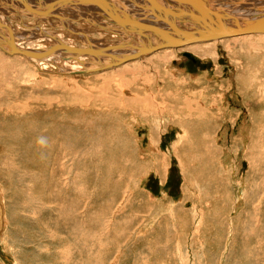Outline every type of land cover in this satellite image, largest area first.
<instances>
[{
	"label": "rangeland",
	"instance_id": "obj_1",
	"mask_svg": "<svg viewBox=\"0 0 264 264\" xmlns=\"http://www.w3.org/2000/svg\"><path fill=\"white\" fill-rule=\"evenodd\" d=\"M34 1L0 0L25 47L124 35L96 5ZM212 41L84 73L0 47V264H264V35ZM183 97L200 110L174 119Z\"/></svg>",
	"mask_w": 264,
	"mask_h": 264
},
{
	"label": "bare ground",
	"instance_id": "obj_2",
	"mask_svg": "<svg viewBox=\"0 0 264 264\" xmlns=\"http://www.w3.org/2000/svg\"><path fill=\"white\" fill-rule=\"evenodd\" d=\"M22 1V0H21ZM25 1V0H24ZM27 1V0H26ZM31 1V0H30ZM34 1V0H33ZM43 1V0H42ZM40 2L39 4H34L38 7V12L40 11L41 13L43 12L42 10L46 11L47 12H52V9L51 7H55L56 5L58 6L57 3H55L56 1L53 0V1H48V0H44L43 2ZM55 1V2H54ZM58 1V0H57ZM192 1H195V0H192ZM200 0L196 1L197 3L201 4V6H204L208 9H212L214 11H221L222 13H226L227 15H229L230 17H232V23L235 24V25H240L242 23H244L245 21H251V20H256L254 18H251L249 17L250 15L252 14H249L247 16H243L242 13H240L241 10L240 7H233L232 5H230L231 3L228 2V4L224 3L223 1H219V0H214L215 2H212L211 0V4H204L201 2H199ZM231 1V0H230ZM241 1V0H240ZM246 1V0H245ZM255 1L252 5H250V8L249 10H253V11H257L258 13L259 12H262V13H259L256 15V17H261L264 15V0H253ZM14 2V1H12ZM16 2V1H15ZM20 2V1H18ZM54 2V4H53ZM251 2V1H250ZM21 3V2H20ZM25 3V2H24ZM31 3V2H27V4L25 3V7L23 9H27L26 11L28 10H31V7L34 6V4ZM37 3V2H36ZM60 3V5L57 7H61L62 5H69V3H71L72 5L73 4H77V3H81V5L83 6H88V8H91L92 6L91 5H96V10L93 9V12H99L101 13L102 15L104 16H107V17H104V16H98L99 19L100 17H104L105 19H110L111 23H115V24H118L119 27H122L123 28V33L119 31V33H122L124 34L122 39L119 40L118 42H111L109 44H107L108 42H106V46L103 45V47L99 45L100 48H94L93 46L91 45H87L88 47H76V46H73L72 45H69L61 40H58L56 39V41H54L53 39V43L52 44H45L41 47H36V48H29V47H25L23 46L22 44L18 43V40L16 37H14L11 33H9V30L7 31V27L5 28L6 25H3L1 22H0V47L7 53H12V50H11V44H10V36L9 35H12V39H13V45H14V48L17 50V51H30V52H33V53H40L41 56L39 57H35V56H28V55H25V54H22L20 52H16L17 54H20V55H23L25 57H33L35 59H39V60H43V61H46V60H51L53 58H55L56 56H60L58 57L59 59L63 60L67 57L69 58H72L69 61H67V63H80L79 64V67H77V69H75V71H77L78 73H84L86 71H91L93 69L95 70H101V69H105V68H111V67H115L119 64H122L126 61H129V60H133V59H137L141 56H145V54H149L155 50H158V49H154L150 52L146 51L144 52V54L136 57V58H132V59H127V60H124L125 58L129 57V56H132L133 54H136L138 52H141V49L147 47H151V46H157V44L160 42V39L157 37L156 34L158 33H162L163 32H166L168 30H170L169 35L166 36L163 35V36H166V37H169L171 40L172 39H175V38H181L183 36V34L181 35V33H179L177 31V29H180V30H184V31H189V32H195L198 30H203V26L202 24L200 23V21L198 20V18L196 16H192L195 14V11L197 9V6H194V4H190L189 1L187 2H184L182 0H61V2H58ZM103 3V4H101ZM208 3V2H207ZM230 3V4H229ZM246 3V2H245ZM244 3V4H245ZM249 3V2H247ZM13 4V3H12ZM11 4V5H12ZM234 4H236L234 2ZM238 4V3H237ZM240 4V3H239ZM238 4V5H239ZM15 5V4H14ZM67 5H65V7H67ZM243 5V3H242ZM241 5V7H243ZM17 6V5H16ZM90 6V7H89ZM13 7V6H12ZM19 7V6H18ZM63 7V6H62ZM70 7V6H69ZM68 7V8H69ZM74 7V6H73ZM77 9L80 8L79 6H75ZM95 7V6H94ZM8 8L11 9V7L9 6ZM35 8V7H33ZM66 8V9H68ZM72 8V7H70ZM69 8V9H70ZM75 8V9H76ZM1 9V8H0ZM17 9V8H16ZM36 9V8H35ZM63 9V8H62ZM75 9H73L72 11H74ZM99 11H98V10ZM3 10V9H2ZM15 11V8L13 9ZM92 10V9H91ZM103 12H100L102 11ZM13 11V12H14ZM18 11V10H17ZM32 11V10H31ZM30 11V12H31ZM34 11V10H33ZM37 11V10H36ZM78 11V10H77ZM2 12V11H1ZM8 12H9V9H8ZM16 12V11H15ZM63 12H65L63 10ZM67 12H70V11H67L65 12V14ZM88 12V11H87ZM197 12V11H196ZM245 12V10H244ZM250 12V11H249ZM28 13V12H27ZM34 13V12H33ZM32 13V15H33ZM71 13V12H70ZM121 16H119L120 14ZM194 13V14H193ZM53 14V12H52ZM91 14V12L89 13ZM108 14V15H107ZM119 14V15H118ZM123 14V15H122ZM246 14V13H244ZM30 15V14H29ZM92 17L93 14H91ZM196 15V14H195ZM43 16V15H42ZM67 16V15H66ZM87 16V14H86ZM242 16H243V19H242ZM35 17V16H34ZM38 17V16H37ZM75 17V16H74ZM85 17V16H84ZM125 17V21L123 20ZM2 17H0L1 19ZM40 18V17H39ZM95 18V17H94ZM235 18H237V20H234ZM248 18V19H247ZM44 19V18H43ZM86 19V18H85ZM247 19V20H246ZM258 19V18H257ZM46 20V19H45ZM244 20V21H242ZM1 21V20H0ZM37 21V20H36ZM133 21V22H132ZM64 22V21H62ZM103 22V20H102ZM91 23V22H90ZM5 24V23H4ZM36 24V23H35ZM46 24V23H45ZM29 27V26H28ZM35 27V26H34ZM109 27V26H108ZM116 29V28H115ZM34 30V29H33ZM72 30V28H71ZM151 30V31H150ZM35 31V30H34ZM40 30H37V32H39ZM74 31V30H73ZM32 32V31H31ZM36 32V31H35ZM41 32V31H40ZM78 32V31H77ZM174 33L172 35H170V33ZM118 33V32H117ZM155 33V34H154ZM160 33V34H161ZM167 33V32H166ZM46 34V33H45ZM57 34V33H56ZM256 34H261V35H264V32H258V33H249V34H242V35H235V36H229V37H223V38H238V37H241V36H249V35H256ZM49 37H51L52 34H47ZM121 35V34H120ZM53 36V35H52ZM55 36V35H54ZM53 36V37H54ZM117 36V35H116ZM51 37V38H53ZM86 37V36H85ZM106 37V36H105ZM120 37V36H119ZM31 38V37H30ZM83 38V36H82ZM223 38H217V40H221ZM55 39V38H54ZM88 40V39H87ZM86 40V42H87ZM94 40V39H93ZM212 40H215L217 41L216 39H212ZM212 40H204V41H199V43H203V42H214ZM84 41V40H83ZM111 41V40H110ZM21 42V41H20ZM89 42V41H88ZM50 43V41H49ZM193 43H197V42H193ZM87 44V43H86ZM93 44V43H91ZM96 44V43H95ZM103 44V42H102ZM189 44H192V43H189ZM42 45V44H41ZM56 45H61L62 47L60 48H57L53 51H49V49L53 46H56ZM97 45V44H96ZM188 44L184 45V46H187ZM91 46V47H90ZM95 46V45H94ZM96 47V46H95ZM166 47H170V46H166ZM165 46L162 47V48H166ZM179 47H182V46H179ZM69 48H83V49H98V50H102L101 51V54H99L98 56L96 55H90V54H81V53H77V52H74L72 50H69ZM161 49V48H159ZM49 51V52H48ZM63 51V52H62ZM157 52V51H155ZM15 54V53H14ZM186 54L190 55L189 53H184V55L186 56ZM95 57L96 59H98L99 61L98 62H91V63H87L85 62V60H88L87 57ZM187 57V56H186ZM57 59V58H56ZM58 59V61H59ZM68 59V58H67ZM78 60V62H77ZM73 61V62H71ZM60 62V61H59ZM63 62V61H62ZM66 62V61H65ZM87 64H85V63ZM112 63L110 66H107V67H104V68H101L107 64H110ZM47 64V63H46ZM64 64V62H63ZM62 64V65H63ZM68 64V65H69ZM94 64V65H93ZM97 64V66L95 67V65ZM74 65V64H73ZM77 65V64H76ZM126 65V64H125ZM67 66V65H66ZM72 66V65H71ZM70 66V67H71ZM78 66V65H77ZM64 67V65H63ZM65 68V67H64ZM99 68V69H98ZM116 68V67H115ZM121 70L119 71H116L117 73L121 74V73H124L125 70L128 69L129 71V67L128 66H123V67H120ZM71 69V68H70ZM117 69V68H116ZM86 70V71H85ZM106 70V69H105ZM126 71V72H128ZM246 77H250L249 75L245 74ZM244 76V77H245ZM246 81L245 78H243L242 81ZM125 81V80H124ZM130 83V82H129ZM120 86V85H119ZM134 94V93H133ZM136 95V94H135ZM134 95V97H135ZM245 95H246V92H245ZM133 97V96H131ZM142 97H144L143 95H140L137 99H139L140 101H143ZM119 100L120 99H123L121 97H118ZM118 98H116L117 101ZM146 99V98H145ZM124 100V99H123ZM42 101V100H40ZM127 101H129L128 103H133L134 101L133 100H129L127 99ZM148 101V100H147ZM189 101H191V98H187V97H183L181 98V103H180V106H178L177 108H171L170 111L171 112H174V119L177 118V116H184V115H189V114H192L193 112L195 111H198L200 110L199 107H194V105L196 104H191ZM37 103H35L34 105L36 106H39V102H38V99L36 100ZM120 102V101H119ZM51 103V101L47 102V105ZM137 103V102H135ZM26 108V107H25ZM181 108V109H180ZM167 109V108H166ZM28 110V109H26ZM25 110V111H26ZM168 111V109H167ZM49 113H51L52 115H55V111H49ZM204 113V112H203ZM177 115V116H176ZM204 115V114H203ZM201 117V116H200ZM191 118V117H190ZM197 118V117H196ZM211 118V117H210ZM186 119V118H185ZM184 119V121H185ZM189 119V117L187 118ZM186 119V120H187ZM198 119V118H197ZM218 119V118H217ZM194 120V119H193ZM203 120V119H202ZM205 120V119H204ZM190 121V120H189ZM192 121V119H191ZM196 121V119H195ZM200 121L199 119L196 121L198 122ZM188 122V121H187ZM199 123V122H198ZM202 123V121H201ZM192 124V123H191ZM196 124V123H195ZM200 124V123H199ZM202 124H205V122H203ZM201 125V124H200ZM45 126V125H44ZM203 126V125H201ZM198 127V125L196 126ZM248 127V126H247ZM202 128V127H201ZM68 137V136H67ZM49 138V137H48ZM40 139V138H39ZM64 139V138H63ZM59 140V139H58ZM70 140V137L69 139ZM73 140V139H71ZM65 141H66V138H65ZM59 144V142H57ZM65 143V142H64ZM63 143V145H65ZM67 143V142H66ZM69 144V143H68ZM67 144V145H68ZM71 144V143H70ZM76 144V143H75ZM52 146V145H51ZM56 146H54L55 148ZM65 147V146H64ZM67 147V146H66ZM72 147V146H71ZM59 148V147H58ZM76 148V147H75ZM42 149V148H41ZM45 149V147H44ZM70 149V148H69ZM72 149V148H71ZM48 150V149H47ZM47 150H46V154H47ZM73 150V149H72ZM50 151H51V148H50ZM56 151V150H55ZM54 151V152H55ZM59 151V150H57ZM70 151V150H69ZM40 152V151H39ZM45 152V151H44ZM64 152H65V149H64ZM78 152V151H77ZM67 153V152H66ZM74 153V152H73ZM50 154V153H49ZM64 154V153H63ZM69 154V153H68ZM77 154V153H76ZM45 155V154H44ZM53 155V154H52ZM47 156V155H46ZM45 156V158H46ZM64 156V155H63ZM67 156V155H66ZM37 157V156H36ZM48 157V156H47ZM49 159V158H48ZM64 159V158H63ZM37 160V159H36ZM53 161V160H52ZM51 161V162H52ZM100 161V160H99ZM52 165V164H51ZM57 165V164H56ZM61 165V164H60ZM72 168V167H70ZM57 169H59L57 167ZM62 169V168H61ZM70 171V170H69ZM55 176V175H54ZM58 176V175H57ZM57 179V177L55 178ZM60 186V185H59ZM53 187V186H52ZM67 188V187H66ZM81 189V187H80ZM66 189H64L65 191ZM79 191V190H78ZM69 193V192H68Z\"/></svg>",
	"mask_w": 264,
	"mask_h": 264
},
{
	"label": "water",
	"instance_id": "obj_3",
	"mask_svg": "<svg viewBox=\"0 0 264 264\" xmlns=\"http://www.w3.org/2000/svg\"><path fill=\"white\" fill-rule=\"evenodd\" d=\"M182 1L184 2L189 1L190 4L192 3L194 4V6H197V9H196L197 12L195 11L196 15L193 13L194 15L192 16H196L198 18V20L200 21L204 29L200 31L198 30V32L197 31L189 32V31L177 29V31L181 33V35L183 34V36L181 38H175L172 40L169 37L162 36L160 35V33H158L156 35L159 37L160 42L157 44V46L148 47L147 45V47L141 49V52L133 54L132 56H129L125 58L124 60L136 58L144 54V52L146 51L150 52L154 49H159L164 46L165 47L166 46L179 47V46H184L189 43L199 42V41H204V40H212V39L235 36V35L264 32V15L259 17L256 20L245 21L244 23L237 26L232 23L231 21L232 17H230L226 13L208 9L204 6H201V4L197 3L196 1H192V0H182ZM9 36H10L9 40L11 44L12 53L20 52L28 56H35V57L41 56L40 53H33L30 51H17L13 45L12 35H9ZM60 47L62 46L61 45L53 46L49 49V51H53ZM69 50H72L74 52L81 53V54H90V55H96V56L101 54V51H102L101 49L98 50V49H83V48H69ZM186 56L192 62H196V59L192 55L186 54ZM111 64L112 63L107 64L101 68L110 66ZM2 225L3 223L0 220V229Z\"/></svg>",
	"mask_w": 264,
	"mask_h": 264
},
{
	"label": "clouds",
	"instance_id": "obj_4",
	"mask_svg": "<svg viewBox=\"0 0 264 264\" xmlns=\"http://www.w3.org/2000/svg\"><path fill=\"white\" fill-rule=\"evenodd\" d=\"M40 143H44V141L43 140H41V141H39Z\"/></svg>",
	"mask_w": 264,
	"mask_h": 264
}]
</instances>
